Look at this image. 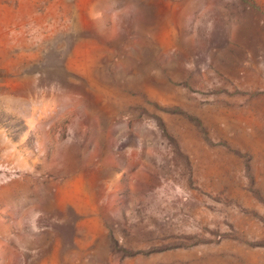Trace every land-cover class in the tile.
Masks as SVG:
<instances>
[{
  "label": "rangeland",
  "instance_id": "rangeland-1",
  "mask_svg": "<svg viewBox=\"0 0 264 264\" xmlns=\"http://www.w3.org/2000/svg\"><path fill=\"white\" fill-rule=\"evenodd\" d=\"M0 264H264V0H0Z\"/></svg>",
  "mask_w": 264,
  "mask_h": 264
}]
</instances>
